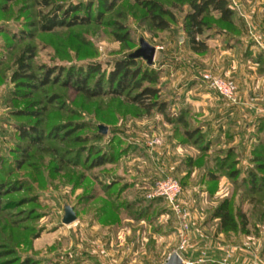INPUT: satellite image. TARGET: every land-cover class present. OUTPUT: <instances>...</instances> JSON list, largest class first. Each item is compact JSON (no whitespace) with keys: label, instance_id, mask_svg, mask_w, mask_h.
Listing matches in <instances>:
<instances>
[{"label":"rangeland","instance_id":"1","mask_svg":"<svg viewBox=\"0 0 264 264\" xmlns=\"http://www.w3.org/2000/svg\"><path fill=\"white\" fill-rule=\"evenodd\" d=\"M159 1L171 5V0ZM234 1L235 7L229 2L242 14L238 0ZM245 2L248 9L264 6V0ZM78 6L80 12L69 13V18L90 9L93 19L100 11L98 0H0V237L8 229L15 240H0V264H18L27 258L31 264H164L172 253L193 264H220L227 252L232 257L225 264H264V188L250 193L245 185L252 167L246 141L264 139V132H256V117L247 132L240 121L245 111H235L236 105L201 81L205 73L233 81L242 100L243 89L225 70L229 56L217 50L220 41L214 42L218 39L214 31L204 35L208 51L195 54L181 27L187 6L177 5L176 22L159 31L151 27L135 0L118 1L99 16L100 22L42 29L54 13L60 17ZM210 18L218 27L215 16ZM140 39L156 49L149 67L158 76V100L166 102L170 115L184 111L185 125L168 124L155 111L145 115L124 96L87 98L64 86V73L59 82L40 84L46 68L88 65L101 69L88 86L98 76H104L106 84L115 62L138 49ZM30 48L28 73L35 79L13 82ZM140 62L146 66L144 60ZM231 112L229 122L226 117ZM99 125L106 127V135L99 134ZM20 127L37 128L40 141L34 143V136L22 139ZM233 140H238L239 150L229 158L227 146ZM171 142L186 155L167 158ZM100 155H110L112 161L92 168ZM166 177L178 183L179 201L189 216V239L182 250L177 218L163 199L148 198L154 184ZM117 195L133 205L138 220L126 212L102 211ZM225 199L237 222L234 232L220 231L219 221L212 218ZM65 206L73 207L76 215L69 225L62 224ZM240 213L246 220L243 229ZM122 220L135 230L134 255L117 247ZM162 230L171 232V239L164 238L157 246L153 236Z\"/></svg>","mask_w":264,"mask_h":264},{"label":"trees","instance_id":"2","mask_svg":"<svg viewBox=\"0 0 264 264\" xmlns=\"http://www.w3.org/2000/svg\"><path fill=\"white\" fill-rule=\"evenodd\" d=\"M118 1L120 0H98L100 11H98V15H95L93 19L91 15L88 14L90 9H88L84 15L78 13L69 18V13L80 12V6L71 9L68 13L65 12L64 15L60 17H57V14L54 13L47 18V24L43 25L42 29L44 31H49L56 27H71L85 25L91 22H100L101 19L99 16L104 12L111 11ZM229 1L230 0H171V5L166 7L159 0H135L138 6L145 11L151 27L159 31L169 29L171 24L176 22L174 9L177 5L180 6L182 4L183 7L187 6L189 10L184 13L181 27L188 48L195 54H204L208 51L206 45L207 37H204V35L209 31H214V35L220 36L238 37L241 35L242 27L236 17L235 9ZM210 16H215L218 27H214V25L210 23ZM120 28L123 30L122 25H120ZM32 51L33 49L30 48V53L21 62L19 71L14 73L12 78L13 82L19 80L32 81L35 79L33 75L28 73L30 70L28 61H30L32 57ZM141 60L142 59H131L128 55L126 58L116 61L113 69L106 77V84H104V76H98L91 87L87 84L92 75H100L101 69L99 65H88L78 68H46L39 81L41 86L47 85L50 82H59L60 77L64 73V86L74 89L87 98H95L103 95L116 97L124 96L130 104L137 106L145 115H150L155 111L157 114L161 115L168 124L185 125L186 119L184 117V111H178L175 115H170L168 111L166 113V102L158 100L159 89L156 87L158 81L157 73L149 66H143L142 62H140ZM28 81L24 84L28 85ZM145 82L148 84L147 86H143ZM18 131L22 139H32V136H34V143L40 141V133L37 128L30 127L27 129L25 127H20ZM261 131L264 132V119L258 123L256 128V132L259 133ZM36 134H38L37 137L35 136ZM184 135L186 138L191 137L189 131H186ZM202 152H204V150H202ZM235 153L236 151L233 147H229L226 151L229 158H234L237 155H235ZM250 156L252 167L248 170L245 185H248V189L251 191L250 193H258L264 188V139H259L253 143ZM111 158L110 155H100L96 157L93 161L92 168H98L111 162ZM223 163L224 160L219 166H222ZM231 174L235 173H230V175ZM211 176L213 177L214 175ZM105 186L107 189L108 185ZM119 197L120 196L117 195L114 200L111 202L108 201L107 206H103L104 209L102 208V211L111 210L114 211L116 215L126 212L131 217H134V219H137L139 215H135L132 212L133 205L123 203ZM238 217L243 220L241 225V229H243L246 226L245 216L240 213ZM212 218L219 221V229L222 232H234L237 229L235 216L231 213L226 199L213 210ZM7 230L8 229H5V231L2 232L0 240L3 241L4 238L9 239V241L13 240L12 243H15L13 235ZM10 254L12 253H9V255ZM31 263L32 262L27 258L18 264Z\"/></svg>","mask_w":264,"mask_h":264},{"label":"crops","instance_id":"3","mask_svg":"<svg viewBox=\"0 0 264 264\" xmlns=\"http://www.w3.org/2000/svg\"><path fill=\"white\" fill-rule=\"evenodd\" d=\"M245 1L246 0H238V3L240 4L243 11L242 14L246 17V19L240 13L239 9L237 10L238 12L236 11V17L242 27L241 35L238 37L216 35L218 39H216V41L214 42L218 43L220 41L217 44V50L221 51L222 54H228L229 56L227 67L225 68V70L230 73L232 79L236 82L238 87L240 89H243L241 91L242 100L238 105H236L235 111L240 108L245 111L240 121L244 124V128L247 127V132H250V129L253 126L250 128L249 124H252L251 122H254L253 118L256 117L254 119L256 124L264 119V31L261 28L262 25L264 26V6L259 5L258 8L249 7L248 9V6L247 8H245ZM247 20L249 21L248 23L251 22L253 26L254 35L252 37L248 36L247 33L248 28L246 29L247 26L245 25V23H247ZM221 43H224L223 45H226L227 48H225L224 50H220V47L223 46L221 45ZM206 45L210 48L208 43H206ZM212 46H214V44ZM249 98H252V103L248 102ZM254 101L257 102L253 103ZM254 111H260L262 114L260 112V114L254 113ZM230 115L234 116V112L229 113V117H226L229 122H232L233 119H231ZM237 124L240 123L237 122ZM244 133L246 134V131ZM259 138L260 137H257L256 139L259 140ZM231 142L229 141L228 144ZM236 142H238V140H233L232 144H229L227 147H233L235 148V151L238 152L237 150H239V146L236 145ZM246 142L248 144L247 153L250 155L254 142H252V140H248ZM183 152L184 150L180 146H178L177 143H167V158L172 156L177 158H180L181 156L183 157L186 155V153L183 154ZM168 163H170V161ZM160 217H162L161 214ZM124 220L130 221L127 219ZM124 220H122V225L117 231V238L119 239L117 240V247L120 248L119 251L123 254L126 253L129 255H134L138 247L137 237L135 236V230H132V226L126 225L124 223ZM131 221L135 223L133 220ZM171 235V232L162 230L158 233H155L153 238L156 239V243L158 246L159 242H161V240L164 238H167V241H169L171 239ZM216 248H218V246ZM202 253L205 254V252ZM215 256L218 260L219 254L216 253V251L214 252V257ZM131 261H134L133 257L131 258ZM206 262L207 261H204V263Z\"/></svg>","mask_w":264,"mask_h":264},{"label":"built area","instance_id":"4","mask_svg":"<svg viewBox=\"0 0 264 264\" xmlns=\"http://www.w3.org/2000/svg\"><path fill=\"white\" fill-rule=\"evenodd\" d=\"M235 7V1L231 0ZM201 81L208 86V88L215 91L220 97L231 105H238L240 102L237 96V89L233 81L222 80L214 78L208 73L202 75ZM181 189L173 178L166 177L158 180L152 189V193L148 195L149 199L161 198L163 199L167 207L177 218L179 222V239H180V249H184L188 239H189V224H188V212L182 206V203L179 201V195ZM227 256L220 262V264H225L231 258L229 252ZM229 258V259H228ZM184 264H193L191 261L185 262L181 259ZM202 262V260H200Z\"/></svg>","mask_w":264,"mask_h":264},{"label":"water","instance_id":"5","mask_svg":"<svg viewBox=\"0 0 264 264\" xmlns=\"http://www.w3.org/2000/svg\"><path fill=\"white\" fill-rule=\"evenodd\" d=\"M156 49L144 39L139 40V48L136 49L133 53L129 55L131 59H142L146 62L147 66H152L154 57H155ZM99 133L101 135H106L107 129L106 127L99 125L98 126ZM76 220V215L71 206H65L64 215L62 217V224L69 225ZM164 264H184L181 258L177 253H172L169 255L168 259Z\"/></svg>","mask_w":264,"mask_h":264}]
</instances>
